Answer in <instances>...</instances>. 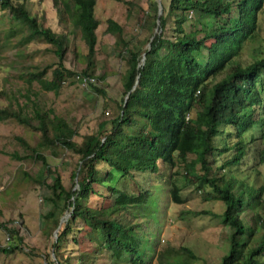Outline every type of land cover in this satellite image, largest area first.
I'll return each mask as SVG.
<instances>
[{"label": "trees", "instance_id": "16d2710c", "mask_svg": "<svg viewBox=\"0 0 264 264\" xmlns=\"http://www.w3.org/2000/svg\"><path fill=\"white\" fill-rule=\"evenodd\" d=\"M43 1L37 0L39 4ZM112 1L133 7L127 0ZM30 3L31 0H0V11L7 13L9 26L0 49L15 46L13 41L19 37L18 47L43 42L55 62L23 76L28 87L23 94L25 101L20 105L15 100L16 108L11 102L0 107V122L13 120L40 133L41 141L34 147L20 139L29 153L14 157L17 161L40 162L44 177L40 175L36 181L44 184L49 179L45 202L51 207L41 216L48 237L60 218L70 213L56 243L50 245L58 264H72L66 252L70 244H78L75 231L86 228L99 243L100 251L107 250L118 261L128 256L131 264H151L157 258L161 264L162 258L175 255L172 261L190 264L195 256L185 246L162 252L157 249L162 211L154 207L156 204L151 205V194L142 192L137 176L156 174L159 164L171 169L182 165L184 172L180 176L186 186L188 175L196 177L193 183L196 189L206 192L204 199L223 203L224 210L219 215L209 211L194 213L218 218L229 229V248L219 264H264V232L260 231L264 230V185H249L239 177L241 172L236 174L247 150L245 135L258 125L264 138V50L258 48L248 63L240 59L246 43L253 41L260 30L264 0H162L159 16L155 2H151L153 16L139 23L141 30L149 33L143 40L125 41L123 27L107 20L105 32L118 36V54L127 70L121 88H116L118 99L113 98L116 111L107 123L98 125L95 133L81 136L80 142L74 141L78 131L70 121L51 116V109L43 111L36 100L40 93L31 88L36 83L41 91L58 94L73 84L68 80L78 74L64 63L68 52L73 58L78 56L72 43L78 37L87 54L81 75L92 78L89 86L97 83L100 88L95 91L103 98L107 96L101 86L106 87L105 76L96 77L94 72L100 25L95 16L97 0H51L56 29L45 24L42 14L33 15ZM153 29L160 33L151 36ZM151 37L147 51L145 46ZM202 51L207 52L204 63L198 59ZM143 55L145 64L141 66ZM137 77L138 86L130 92ZM0 100H6L3 90ZM37 145L51 154L60 147L77 158L70 172L71 182L76 179V190L68 188L59 169L51 170ZM190 156L194 158L189 161ZM259 158L264 162V149ZM196 165L202 174L195 173ZM169 196L172 203H183L175 184ZM94 197L101 199L99 207L91 204ZM247 215L253 227L244 219ZM146 220L152 221L155 234L142 230ZM17 225L0 224V229L10 236V244L13 236L23 241L22 222ZM254 234L258 237L253 242ZM10 244L0 247V252L12 253L16 248ZM49 258L45 254L47 262Z\"/></svg>", "mask_w": 264, "mask_h": 264}, {"label": "rangeland", "instance_id": "374dc122", "mask_svg": "<svg viewBox=\"0 0 264 264\" xmlns=\"http://www.w3.org/2000/svg\"><path fill=\"white\" fill-rule=\"evenodd\" d=\"M127 1L132 3L133 7L112 0H97L95 16L100 25L96 33L98 44L93 61L95 76H105L106 87L101 84L105 96L107 95L105 98L95 91L100 88L97 83L95 86H81L77 84L75 76L68 80V83L73 82V84L64 87L58 94L43 92L36 83L32 85L31 91L40 93L36 100L43 111L51 109L54 112L51 116L66 118L77 129L78 135L74 138L76 142H80L81 136L85 134L95 133L98 125L101 122L107 123L114 110L116 111L113 98L118 99L116 88H121L127 70L126 63L121 60L118 54L119 49L116 44L118 36L105 32L107 20L112 19L123 27L125 41H133L136 38L143 40L149 35L141 30L139 23L140 19L153 16L150 4L151 2L156 4V0ZM28 8L33 15L41 16L42 14L47 22L45 24L56 29V14L51 0H44L42 4H39L37 0H31ZM259 22L260 30L256 38L246 43L240 55V59L244 63L252 61L258 48L264 50V14L261 15ZM8 28V15L0 11V46L5 44L4 34ZM155 30L153 29L151 36L156 34ZM19 39L20 37L13 41L15 46L6 45L11 47L0 49V91L3 90L6 94V100H0V107L11 102L16 108L15 100H18V104H23L25 101L23 94L28 88L23 76L27 72L35 71V68L51 66L55 62L54 56L47 51L48 46L43 42L18 47ZM72 43L78 56L73 58L72 54L68 52L64 65L67 69L75 70L76 74L81 75V70L86 66L84 59L87 55L86 48L78 37ZM147 46L148 44L145 49ZM198 59L204 63L207 59V52L202 51L198 55ZM50 76L51 70L47 72L48 79ZM107 112L109 114L106 115ZM108 127L107 124L106 128ZM261 136V129L258 125L245 135L247 150L239 170L236 172V174L241 172L239 177L255 187L264 185V162L259 160V153L264 149V138ZM20 139H23L31 147L41 141L38 131L20 125L13 120L0 122V224H8L9 227H12L18 226V222L21 221L20 235L23 238L20 243L18 237L13 236V243L9 244L16 249L10 254L0 252V264H58L50 245L55 243V235L61 232L66 221L59 228L58 224L51 237L45 234L41 216L51 207L49 203L45 202V198L49 194L46 186L50 182L49 179L44 184H39L36 181L40 175L44 177V169L40 162L31 159L23 161L15 159V155L23 156L29 153L19 142ZM37 149L44 153L51 170L59 169L58 171L62 172L63 181L68 188L72 191L76 190V179L73 183L71 182L70 172L74 168L77 158L60 147L52 154L47 151V148L40 145H37ZM224 157L227 158V156ZM193 158L190 156L188 160H193ZM99 167L105 168L103 165H99ZM199 167L196 165L195 173L197 175L202 174ZM183 168L182 165H179L175 169H171L167 165L159 164V171L156 174L145 172L137 176V180L142 185V192L147 191L149 195L151 194L150 198L148 197L151 205L156 204L154 207L162 211L158 220L161 227L159 226L160 243L157 249L162 252L166 249L185 246L195 256L194 260H190V264H219L229 248V229L218 218L209 215H194V213L209 211L219 215L223 212L224 205L218 200L204 199L203 196L206 192L203 189H196L193 183L196 177L188 175L189 183H186V186L184 179L180 176L184 172ZM136 183L138 186V182ZM172 184L180 188V196L183 199V203L180 205H176L170 200L169 192ZM100 200V198L94 197L91 204L99 207ZM68 214L69 212L65 213L61 218ZM248 218L247 215L244 219L253 227ZM135 221L137 220L135 219ZM144 222L146 226L142 225V230L155 234L156 229L152 221ZM57 229L58 232L55 234ZM260 231L264 232V230ZM4 234V231L0 229V247L2 248H4L1 243ZM74 235L77 236L78 244H70L66 252V255L69 254L72 264H80L81 261L82 264H131L128 256H124L118 261L112 258L107 250L100 251L99 243L87 228L83 231H75ZM255 237L258 235H252L253 242L257 239ZM32 251L33 253H31ZM47 253L50 257L48 262L45 259ZM172 256L175 257V255H169L167 260L162 258L161 264H179L178 261H172ZM158 260L154 258L151 264H160Z\"/></svg>", "mask_w": 264, "mask_h": 264}, {"label": "water", "instance_id": "95a60500", "mask_svg": "<svg viewBox=\"0 0 264 264\" xmlns=\"http://www.w3.org/2000/svg\"><path fill=\"white\" fill-rule=\"evenodd\" d=\"M156 5H157V8H158V15H161V13H162L161 0H156ZM157 26H159V22L157 23ZM155 33H156V34H157V33L159 34V33H160V30L157 29V30L155 31ZM154 35H155V34H154ZM152 39H153V37L150 39V42L148 43L147 51L150 50V43H151ZM144 64H145V57H144V55H143V56H142V59H141V61H140V65L143 66ZM137 86H138V77H137V80H136V82H135V84H134V86H133V88H132V90H131L130 92L134 91L135 88H136ZM127 98H128V96L125 97L124 103L127 101ZM69 215H70V213L66 216L65 220H63V218L60 219V222H59V226H58V228L60 227V225H61L63 222L67 221L66 219L68 218ZM57 232H58V229L56 230L55 234H57ZM56 241H57V235H55V243H56Z\"/></svg>", "mask_w": 264, "mask_h": 264}, {"label": "built area", "instance_id": "2783aa9c", "mask_svg": "<svg viewBox=\"0 0 264 264\" xmlns=\"http://www.w3.org/2000/svg\"><path fill=\"white\" fill-rule=\"evenodd\" d=\"M75 80L77 84H80L81 86H87L93 83L92 78L88 76H82L79 74L75 76ZM1 243L3 247L8 246V244L10 243V236L8 234H4Z\"/></svg>", "mask_w": 264, "mask_h": 264}]
</instances>
